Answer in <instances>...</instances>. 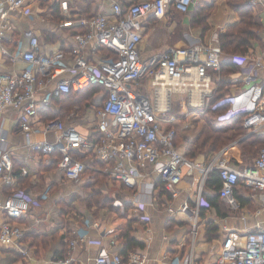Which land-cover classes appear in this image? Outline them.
<instances>
[{
    "label": "built area",
    "instance_id": "2783aa9c",
    "mask_svg": "<svg viewBox=\"0 0 264 264\" xmlns=\"http://www.w3.org/2000/svg\"><path fill=\"white\" fill-rule=\"evenodd\" d=\"M28 1L51 0H0V54H9L4 46L9 15L23 9ZM110 1L109 11L81 21L85 31L74 36L76 44L71 50L42 51L38 37L32 34L25 49L18 46L11 54L13 70H0V113L6 107L16 109L21 130L28 135H40L35 141L29 139L26 145L46 156L58 153L56 166L68 179L79 180L87 168H92L133 187L150 176L171 197L179 195L181 182L195 179L193 214L196 216L201 207L208 206L202 197L204 184L209 173L217 171L219 196L230 207L239 205L235 197L239 181L258 190V200L264 206V147L258 150L253 167L243 170L229 163L222 156L223 150L206 161L194 160L178 150L174 143L175 129L164 126L160 118V112L170 109L171 92H186L190 99L193 89H201L203 96L199 95L198 102L204 105V96H212L208 69L219 70L223 62L242 66L246 56L225 53L218 44L209 42L172 46L162 54L143 60L139 54L143 18L149 13L156 19H163L172 11L187 13L195 0H134L127 4ZM247 1L264 7V0ZM67 2L59 0L63 10L67 9ZM260 37L264 44V20ZM101 50L105 53L98 55ZM252 63L254 71L264 67V53L256 55ZM249 73L245 75L248 77ZM144 77L150 79L149 95L139 89ZM53 80L52 88L39 98L38 92ZM92 86L102 89L90 106L96 118V135L92 139L59 116L40 121L39 111L51 105L53 95L60 98ZM248 102L252 108L246 102L235 105V97L225 95L210 103L209 110L222 109L215 115L221 122L242 115V125L255 132L264 126V90L260 84H253ZM166 120L173 121L174 116ZM36 124L40 127L36 128ZM48 133L54 137L48 139ZM0 141L4 147L2 137ZM0 181L7 185L15 181L10 154L5 148L0 151ZM114 203L122 205L119 200ZM39 204V199L25 189L14 188L1 206L5 220L0 223V243H19L23 229L16 220ZM134 204L140 219L147 222L149 215L143 212L146 202L137 200ZM190 209L184 201L178 210L187 213ZM87 224L100 226L93 220ZM76 234L59 264L72 261L74 248L86 239L88 230L81 228ZM110 243L114 246V239ZM91 260L93 264H148L149 257L140 249L129 250L124 256L117 249L102 248ZM168 264H197V257L193 249H188L172 257ZM208 264H264V229L227 230L220 249Z\"/></svg>",
    "mask_w": 264,
    "mask_h": 264
},
{
    "label": "crops",
    "instance_id": "0c3cea01",
    "mask_svg": "<svg viewBox=\"0 0 264 264\" xmlns=\"http://www.w3.org/2000/svg\"><path fill=\"white\" fill-rule=\"evenodd\" d=\"M67 1L68 7L66 10L60 7L59 0L48 2L28 1L23 9L13 11L9 15V23L4 39V46L8 49L9 54H0V70H13L11 54L17 51L18 46L21 49L26 48L30 34L38 37L40 50L42 51L71 50L76 44L74 36L81 33V30L85 31V26L81 24V21L99 12L109 11L111 5L110 0ZM119 1L122 4H127L130 0ZM200 1L199 4V0H195L187 13L172 11L163 19H156L150 13L144 17L142 20L143 38L139 44L141 59L146 60L152 55L162 54L172 46L209 42L219 45L218 32L215 31L216 27L222 28L223 25L227 24L228 26L236 22L238 14L234 10L235 13L232 19L228 16L224 21L220 20L217 23L214 22V16L212 15L208 18L211 25L210 30L205 33L200 30V34L194 36L192 35L194 29L192 13H194L195 7L204 2L210 7L215 4V2L210 4V0ZM224 1L222 0V3ZM244 1L259 16L262 25L264 7L260 4L250 3L247 0ZM177 16L184 17L181 20L182 27H180ZM177 27H180L178 29L180 34L175 37ZM260 29L259 37L250 38L245 50L241 53L247 58L242 66L234 62H223L219 70L208 69L211 75L212 96L209 98L204 96V105H200L198 102L199 95L203 96L201 89H193L190 99L186 92L177 91L168 95L170 109L169 111L160 112V118L164 120V126L175 129L174 143L178 150L188 158L206 161L218 152L209 150L206 154H195L190 157V154L188 155L181 150L180 145L177 144L179 134L177 126L184 122L183 116L188 111L193 109L192 112L196 114L206 111L218 126L224 128L228 134V132L235 131L234 127L236 126L234 125L237 123L232 119L223 122L216 119L215 114L209 110L212 97L214 95L216 98L221 95H231L236 99L235 105L246 102L252 108L251 103L248 102L251 87L257 83L264 90V67L255 71L251 69L252 59L256 55L264 53ZM104 53L101 50L98 55ZM94 58H97V56ZM248 72H250V75L247 77L245 74ZM141 82L140 92L151 94L150 79L144 77ZM53 83L54 80L49 82L44 89H41L38 92V97L45 95L52 88ZM88 90L86 88L72 91L73 98L80 95V92L88 94ZM101 91L102 89L90 91L93 93L90 100L91 105L94 102L95 95ZM68 97V93L60 98L53 95L51 105L39 111L40 121H46L50 115L59 116L67 125L75 126L81 133L92 139L96 135L94 133L96 118L95 113L90 109L91 105L85 107V104L78 103L75 100L73 109L65 110L67 106H63V104L66 103ZM215 97L213 99H216ZM171 115L174 116V120H166ZM17 118V111L12 107H6L0 113V140L2 137L4 145L2 147L0 141V151L1 148H5L9 152L12 172L14 170L13 175L15 176V181L11 185L0 181V223L5 220L1 208L2 203L14 188L25 189L31 195L37 197L40 204L32 207L28 213L16 220L23 229V236L19 243L14 245L12 243H0V264H51L55 261L59 264L60 260L64 259L68 253L70 240L77 236L76 230L81 228H86L88 234L86 239L79 241L74 248L71 254L72 261L69 264H93L92 257L102 248L117 249L120 253L122 249H140L148 255V264H168L172 257L181 255L188 249H193L197 257V264H208L214 259L217 250L220 249L227 230L245 232L257 228L264 229V206L258 200L259 191L246 185L243 181H240L235 189V197L239 203L236 208H232L224 202L218 195V190L204 184L203 192L206 196L217 194L219 198L210 208L204 210L200 208L195 216L193 214L195 179L190 182H181L178 186L180 192L176 197H171L150 176L133 187L113 179L107 174H104L103 178L101 176L96 177V175L92 176L93 173L102 172L92 168H87L79 180L68 179L57 168L55 154L46 156L26 145L29 139L35 141L40 138V135L25 133L18 125ZM35 127H40V125L36 124ZM243 128V135L220 149L223 150L222 156L239 170L253 167L260 146L253 145L251 151L249 147L245 152L238 145L235 146L237 141L251 134L264 133V126L255 132H252L251 128L244 126ZM201 134L202 131L192 137V146L196 145V141ZM53 137V133L47 134L48 139ZM231 158H235L237 163L235 164ZM145 168L148 170L149 166L146 165ZM83 180H87V185H81ZM76 183L78 187L74 185ZM82 188H86V190L90 188V193L99 192L101 195L104 193L102 195V197L104 196L103 200L101 199L102 203L107 201L111 208L121 209L124 218L134 219L130 235L140 241L143 246L130 245L127 247L126 239L120 230L123 220L120 214L115 216V212L109 210L106 206L92 205L89 207L88 201L93 193L89 194L87 192L81 195ZM77 194L81 196L80 199L83 204L82 202L78 203ZM115 200L121 201L122 205L115 204ZM137 200L146 202L143 212L149 215L147 222L142 221L138 215L139 213L135 211L134 202ZM184 201L191 208L187 213L178 210L179 205ZM124 210L126 211L124 212ZM99 212L101 213L99 214ZM88 220L99 222V228L89 226L87 224ZM193 226H195V233H192ZM111 239L115 241L114 246L110 243ZM121 254L123 255V253Z\"/></svg>",
    "mask_w": 264,
    "mask_h": 264
},
{
    "label": "trees",
    "instance_id": "16d2710c",
    "mask_svg": "<svg viewBox=\"0 0 264 264\" xmlns=\"http://www.w3.org/2000/svg\"><path fill=\"white\" fill-rule=\"evenodd\" d=\"M130 1H134V0H130ZM240 1L241 3H237L236 4V12L239 14L238 15V20L230 25L227 26V28L220 32L218 35V43H219V47L220 49L225 52V53H230V54H235V53H243V51L246 48V45L249 42L250 38H254L257 37V31L260 29V20H259V16L255 13V11L252 9V7L247 4L244 0H235V2ZM198 9V8H195ZM200 11H202V8H199L198 10H195V12H199V15L197 13H194L193 17H192V23H198L201 22V18L203 17L204 13H201ZM200 24V23H199ZM203 25V24H202ZM205 25V26H204ZM203 27H202V31L203 29H205L206 24L204 23ZM84 32V30H81V33ZM223 65V63H222ZM222 67V66H221ZM89 89V90H88ZM88 91L91 90H95L97 91L98 88L97 87H89L87 88ZM73 92H69L68 93V98L66 100L67 103V108L70 107L72 105H74V101H73ZM81 94L83 92H80ZM79 93V94H80ZM225 95H221L218 96L217 98L215 97V95L212 97L211 102L210 103H214L216 100L224 97ZM216 99H213V98ZM218 110H222V109H218ZM218 110L216 111H212L215 115L218 113ZM54 115H50L47 117V120L54 118ZM232 121H235L234 126V130L235 132H241L239 134L243 135V125H242V115H237L235 117L232 118ZM240 136V135H239ZM237 136V137H239ZM236 136H231L228 135L226 133V130L218 125H211L210 127H206L205 130L202 131V134L198 137L197 141H196V149L199 150H212V151H219L221 148L231 144V142H233V140L235 138H237ZM238 145L241 149H243L245 152L248 150V148L250 147V151L252 146H264V133L263 134H251L248 135L247 137H245L244 139L242 138L241 140L237 141V143L235 144V146ZM234 147V144L232 145ZM261 148V147H260ZM76 153V152H75ZM56 155V157H59L58 153H54ZM194 152L193 154H190L191 156H194ZM231 160L236 164L237 161L235 158H231ZM14 172V170H13ZM92 174V173H91ZM106 173L104 172H96L93 173L92 176L96 175L97 176H101V178H103ZM219 181L220 178L218 176V172L217 171H212L211 173H209L206 181H205V185L207 184V186H211L214 187V190H218V195H219ZM240 182V181H239ZM238 182V184H239ZM238 186V185H237ZM217 194H214L213 196H206L205 193H202V197L203 199L208 203L207 207H201V209H208L210 208L214 202L219 198ZM98 196H100L99 192L93 193L91 199L88 201V206H92V205H100L102 203L101 199L98 198ZM114 212L117 213L118 209H114ZM120 217L123 218L122 220V225L120 226V230L121 233L123 235V237L126 239V245L127 247L130 245H135V246H139L142 247L143 244L138 241L134 236H131L130 233L132 231V223L134 221V219H126L124 218L123 214H120ZM129 249H122L121 253H123V255H126V252Z\"/></svg>",
    "mask_w": 264,
    "mask_h": 264
},
{
    "label": "rangeland",
    "instance_id": "374dc122",
    "mask_svg": "<svg viewBox=\"0 0 264 264\" xmlns=\"http://www.w3.org/2000/svg\"><path fill=\"white\" fill-rule=\"evenodd\" d=\"M200 0H199V4H200ZM215 4L210 7L208 5H206V3L204 2L203 6L201 5H197V7L195 8H202V11H200L201 13H204L203 14V17L201 18V22L198 23H194L193 22V33L192 35H196L198 36L200 34V30L202 29L204 23L206 24V27L205 29H203V33L207 32L208 30H210L211 28V25L209 24L208 22V18H210V16H214V22L217 23L219 22L220 20H225L228 16L230 19H232V16L234 15V10L236 8V4L237 3H241L240 1H237L235 2V0H225L224 3H222V0H210L209 3H214ZM201 6V7H200ZM198 9H194V13H197L199 15V12H195V10H198ZM236 11V10H235ZM194 13H192V15H194ZM238 14V13H237ZM227 15V16H226ZM239 15V14H238ZM178 20L180 21V27H182V24H181V20L182 18L184 19V17L182 16H177ZM203 24V25H202ZM185 25H187V23H185ZM216 26L218 24H215ZM260 25H261V22H260ZM205 26V25H204ZM224 26V25H223ZM222 28L221 27H216L215 31L218 32V35L220 32L224 31L226 28H227V24ZM180 27H177V30H176V33L174 34L175 37H178L179 34H180ZM218 29V30H217ZM222 29V30H221ZM259 35V30L257 31V36ZM259 37V36H258ZM92 96H93V93H91L89 91L88 94H80L76 97L73 98V101L75 102H78V103H82V104H85V107H89L91 105L90 103V100L92 99ZM66 105L67 106V103L63 104V106ZM74 105L70 107H68L67 109L65 110H71L73 109ZM193 109L191 111H188L183 117H184V122H182L180 125L177 126L178 128V131H179V134L177 136V144L180 145V148L183 152H185L186 154H206L208 152V150H197L195 146H192L191 144V140H192V137L196 134H200L201 131L205 130L206 127H210L211 125H218L214 119L212 118V116L207 113L206 111H203V112H200L198 114L192 112ZM207 113V114H206ZM71 121H72V118H71ZM201 129V131H200ZM200 131V133H199ZM242 132V131H241ZM241 132H228V135H231V136H239L241 134ZM243 133H244V130H243ZM260 147H264V146H260ZM88 175L90 176V174L88 173ZM83 184V186L87 185V180H83V183H81V185ZM76 187H78V184H74ZM95 187V186H94ZM96 188V187H95ZM95 191V190H93ZM89 193V194H92V193H95V192H91V189L88 188V190H86V188H82L81 189V195H84L85 193ZM102 195H104V193H102ZM102 195L100 194V196H98L99 199H102L103 200V197ZM80 195L77 194V200L78 203L80 204L82 202L83 204V201L80 199ZM101 206H106L108 207L109 210H112L114 211L113 208L110 207L109 205V202L105 201L103 202L102 204H100L98 207H101ZM126 210H124L125 212ZM101 212H99L100 214ZM123 213L121 209L118 210L117 213H115L114 215L115 216H118L119 214Z\"/></svg>",
    "mask_w": 264,
    "mask_h": 264
}]
</instances>
